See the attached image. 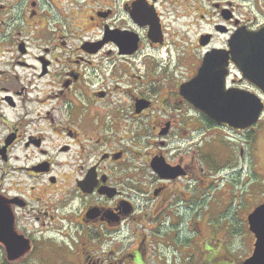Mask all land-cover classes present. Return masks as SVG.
I'll return each instance as SVG.
<instances>
[{"label": "flooded vegetation", "instance_id": "1", "mask_svg": "<svg viewBox=\"0 0 264 264\" xmlns=\"http://www.w3.org/2000/svg\"><path fill=\"white\" fill-rule=\"evenodd\" d=\"M241 1L0 0V264L60 263L54 251L159 264L163 239L198 247L175 233L211 189L216 152L230 160L219 135L262 119L221 126L182 86L214 53L227 87L264 101L249 46L234 44L264 28V0L260 22Z\"/></svg>", "mask_w": 264, "mask_h": 264}, {"label": "rangeland", "instance_id": "2", "mask_svg": "<svg viewBox=\"0 0 264 264\" xmlns=\"http://www.w3.org/2000/svg\"><path fill=\"white\" fill-rule=\"evenodd\" d=\"M235 1L238 5H242L241 0ZM259 2L260 0L243 2V6L248 4L249 8L246 11L249 13L251 22L255 21V18L260 22ZM197 33H199L198 30H190L189 39L193 40ZM255 128L256 132L219 135L221 140L226 141L230 147V160L224 165L226 160L224 154L216 152L215 165L218 167L224 165V167L216 171L214 168L212 170L206 168L205 173L211 176L210 184L213 183L211 189L202 190L200 206L196 204L191 217H185L183 227H181L182 220L177 219L181 228L179 231L176 230L175 234L178 239L180 238L179 241L189 237L195 241L201 239L200 244L195 249L191 247L184 251L182 247H188L176 246L172 242L177 243L176 238L170 242L166 240L164 243L165 239H163L161 244L154 243L156 253L160 254L159 264H207L219 255H225L228 259L222 258L216 261L217 264H242L252 255L255 236L250 231L247 218L264 199V116ZM211 133L212 131H209L207 135ZM205 142L208 141L205 140ZM219 149L225 150L221 146ZM204 175L203 179H206ZM195 217L199 222V227L195 225V229L199 233L191 231ZM170 229H172L171 225ZM196 235L199 236L195 237ZM181 249L185 253H181ZM56 254H59L61 262L55 261L54 264H63L64 254L61 251H54V255Z\"/></svg>", "mask_w": 264, "mask_h": 264}, {"label": "water", "instance_id": "3", "mask_svg": "<svg viewBox=\"0 0 264 264\" xmlns=\"http://www.w3.org/2000/svg\"><path fill=\"white\" fill-rule=\"evenodd\" d=\"M234 44L249 46L245 76L264 93V28L251 31L249 36L243 34L242 29L238 30ZM216 57L212 53L205 59L198 74L182 86V93L210 120L220 125L234 130L253 127L264 111L262 98L252 91L227 88V69L215 65ZM211 71L217 72L212 74ZM248 220L256 241L252 255L242 264H264V204L258 206Z\"/></svg>", "mask_w": 264, "mask_h": 264}, {"label": "trees", "instance_id": "4", "mask_svg": "<svg viewBox=\"0 0 264 264\" xmlns=\"http://www.w3.org/2000/svg\"><path fill=\"white\" fill-rule=\"evenodd\" d=\"M222 258L228 259V257L225 255H219V256H216L214 259H212V262H208L207 264H217L216 261H220V259Z\"/></svg>", "mask_w": 264, "mask_h": 264}]
</instances>
